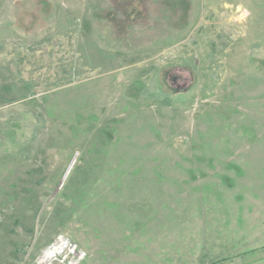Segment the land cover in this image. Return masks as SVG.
<instances>
[{
  "label": "rangeland",
  "instance_id": "rangeland-1",
  "mask_svg": "<svg viewBox=\"0 0 264 264\" xmlns=\"http://www.w3.org/2000/svg\"><path fill=\"white\" fill-rule=\"evenodd\" d=\"M263 43L264 0H0V264H264Z\"/></svg>",
  "mask_w": 264,
  "mask_h": 264
},
{
  "label": "built area",
  "instance_id": "built-area-1",
  "mask_svg": "<svg viewBox=\"0 0 264 264\" xmlns=\"http://www.w3.org/2000/svg\"><path fill=\"white\" fill-rule=\"evenodd\" d=\"M86 259L85 251L59 236L41 252L35 264H83Z\"/></svg>",
  "mask_w": 264,
  "mask_h": 264
},
{
  "label": "water",
  "instance_id": "water-1",
  "mask_svg": "<svg viewBox=\"0 0 264 264\" xmlns=\"http://www.w3.org/2000/svg\"><path fill=\"white\" fill-rule=\"evenodd\" d=\"M69 170H70V168H69V169H68V171L65 173V175H64V179H65V177L67 176V173L69 172ZM61 185H62V183L59 185V187H58V189H57V190H59V189H60Z\"/></svg>",
  "mask_w": 264,
  "mask_h": 264
},
{
  "label": "crops",
  "instance_id": "crops-1",
  "mask_svg": "<svg viewBox=\"0 0 264 264\" xmlns=\"http://www.w3.org/2000/svg\"><path fill=\"white\" fill-rule=\"evenodd\" d=\"M263 45H264V43H263ZM258 46H262V44H259Z\"/></svg>",
  "mask_w": 264,
  "mask_h": 264
}]
</instances>
